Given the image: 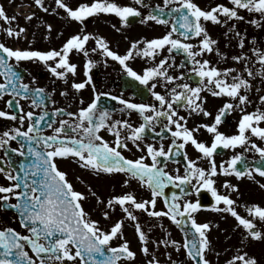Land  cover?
Returning a JSON list of instances; mask_svg holds the SVG:
<instances>
[{"label": "snow or ice", "instance_id": "6c2138e0", "mask_svg": "<svg viewBox=\"0 0 264 264\" xmlns=\"http://www.w3.org/2000/svg\"><path fill=\"white\" fill-rule=\"evenodd\" d=\"M134 3L151 7L144 0H134ZM34 4L51 15L59 16L62 10L67 19L82 27L59 49H20L0 42V100L9 97L6 101L8 110H0V118L17 122L13 127L0 131V150H3L0 175L8 181L0 184V209L15 212L20 227L25 230L0 227V264H134L137 252L132 250L124 236L125 220L134 224L139 251L148 258L146 264H162L150 244H155L157 249L164 247L165 264H177L171 252L167 251L169 248L177 253L183 250L192 264H211L208 255L215 250L209 233L213 225L198 222L197 215L201 210L230 215L236 227L242 230L243 239L249 243L264 241V206L245 204L246 215H241L236 201L229 194L238 191V187L225 180V192L221 193L215 179L219 175H234L237 179L247 175L252 178L253 171L264 177V167L241 168L243 156L239 153L219 165L215 160L219 149L243 146L245 151L258 153L264 161V146L252 139L255 137L264 142V107H257L252 112L245 110L251 103L248 93L254 88L253 81L259 78L264 83V47L260 46L257 37L249 39L246 31L242 33L237 28V22H244L256 29H264V0H227V3L207 8H202L195 0H163L162 6L157 4L147 15L138 7L120 5L116 0H90L75 7L70 6L67 0H54V7L47 5L46 0H34ZM100 14H114L122 25H126L129 18L142 17V23L170 26L162 36L133 41L127 51L120 54L103 36L85 31V21ZM34 17L33 12L25 16V20L31 21ZM166 17H171V23ZM16 19L0 6V21L7 25L0 27V31L9 38L19 39L27 31L23 26H13ZM42 23L48 33L45 39H48L53 25L46 21ZM207 23L227 28L225 37L229 44L234 40L239 49L230 59L240 65L239 69L220 68L205 58L212 53L222 60L229 58L220 51L219 42L210 35ZM90 41L95 42L92 48L87 47ZM74 53L84 57L83 73L86 77L81 82L73 80L71 88L76 92L92 84L90 70L96 62L90 54L100 55L105 63L108 59L117 62L128 77L148 89L155 103H133L112 97L123 105L121 111L138 113L142 123L134 126L128 119L113 120L111 112L100 108L98 103L101 96L108 94L97 93L94 85L93 98L86 106L81 99L82 106L78 111L55 108L49 116L45 102L55 103L51 100V93L43 87H33L34 79L31 84L24 82L16 69L21 62L40 63L53 77L67 83L70 76L78 74V65L72 62ZM176 54L183 55L187 65H191L187 73H171L170 70L176 67L182 69L186 66L184 62L176 65ZM135 58L151 63L142 72H137L129 63ZM192 75L198 78L197 86L184 82ZM158 84L166 89L165 94L155 90ZM255 90L259 92L260 88ZM204 92L229 99L218 109L211 123L189 128L187 121L192 115H212L204 107L207 101V97L202 95ZM60 95L66 96L67 92L62 91ZM21 101H28L30 108L40 109L39 114L25 111ZM259 102L264 106V95L259 96ZM181 108L186 110L187 116L180 114ZM237 108L242 115L236 133L228 135L221 132L219 125ZM58 115L68 119L57 121ZM157 125H160L159 131H156ZM44 128L52 129L51 134H44ZM201 128L211 135L210 145L197 139L195 133ZM101 130L113 137L111 143L100 134ZM149 132L154 138L167 134L170 143L167 147L163 143L159 146L145 143L142 146L141 141ZM13 141L18 147H11L10 142ZM129 142L143 154L135 159L126 157L123 151L129 150ZM189 145L199 153L196 159L189 157L186 150ZM13 155L27 157V162L22 160L15 167ZM181 156L184 163L182 174L179 168L174 174L166 170L169 162L179 163L176 158ZM58 159L71 160L96 176L122 174L126 177L124 186L136 180L150 192V197L137 199L135 193L129 191L105 199L90 186L87 194L78 191L67 173L59 168ZM198 160H206L208 167H201ZM169 186L177 191L168 194L165 190ZM259 187L264 189V184H259ZM202 190L210 194L211 204L201 203L199 194ZM193 193L197 195L196 200L188 198ZM90 196L95 197L104 220L111 221L117 208L122 212V218L112 221L109 229L101 227L100 220L93 219L84 207ZM161 200L164 207L158 209L157 204ZM137 213L156 221L167 218L184 233L183 242L168 238L167 232L163 239L150 240ZM113 241L118 243L114 245ZM216 255L218 257L219 253ZM225 264L259 262L241 247L225 260Z\"/></svg>", "mask_w": 264, "mask_h": 264}, {"label": "rangeland", "instance_id": "374dc122", "mask_svg": "<svg viewBox=\"0 0 264 264\" xmlns=\"http://www.w3.org/2000/svg\"><path fill=\"white\" fill-rule=\"evenodd\" d=\"M4 4L5 8H11L18 5L14 4H23L25 3L26 6H29V12L35 13V17L31 21H26L25 18H20L17 15H15L12 11H8L9 16L15 15L17 17L16 22L14 25H19L23 27H27L28 25H37L40 27L43 26L44 21L47 23H51L53 27L58 24L60 25V22L64 24L70 23V21L67 19L65 15L63 14L61 10V15H51L44 13L39 8V11L36 9V6L34 4V0H0V3ZM67 2L70 4V6H77L80 3L83 2H90V0H67ZM116 2L120 5H128L133 7H138L142 13H146V11L152 7H155L157 4H160L162 6L163 0H144L145 4L150 5L151 7L145 8L138 6L134 3V0H116ZM197 4H199L202 8H207L210 5H215L217 3H227V0H195ZM6 3H9L6 5ZM46 4L54 7V0H46ZM23 13V11H20ZM37 15V16H36ZM109 14H100L99 16L90 17V28L88 33H92L94 35L103 36L106 40L107 39H113V40H120L122 42L126 41L127 43H132L133 41H138L142 39H152L156 38V36H162L168 29L166 26L160 27L159 25L154 24L153 22H147V23H140L136 24L137 26L133 28H126L125 26H121L119 31H117L115 28L111 30L109 27L110 25V18L106 17ZM246 15V14H245ZM87 21V20H86ZM85 21L84 25H87L88 22ZM13 25V26H14ZM72 35L80 32L79 23L72 22ZM75 25L77 27H75ZM206 27L212 36V38L216 39L219 42V49L222 53H226L229 57L227 60H222L220 57H218L215 53L208 54L205 58L209 59L212 62V64L220 67H235L237 69L240 68V65L235 64L230 57L232 55H235L239 52V49L235 46V41L233 40L231 44H229V40L225 37L224 33L227 31L226 27L219 26V25H213L211 23H207ZM237 28L239 31L247 32L248 38L251 39L252 36L257 37L260 46L264 47V29H256L250 24L244 23V22H237ZM46 28L43 27V30ZM56 29V28H55ZM53 33V32H52ZM48 34V33H47ZM26 33L19 39V41L25 40L24 36ZM39 35V34H38ZM40 38H43L42 34L39 35ZM34 35L33 32H29L27 34V40L25 41V45L30 40H33ZM121 42V43H122ZM247 50V49H245ZM212 58V59H211ZM173 75H176L173 71H171ZM188 83V82H187ZM254 88L251 92L248 93L249 99L251 101L250 104L246 106L247 111L251 110L253 107L254 110L257 107H264L260 105L259 102V96L264 95V83L260 81L259 78H257L255 81H253ZM191 85V84H190ZM193 86V85H192ZM260 88L259 92H256V88ZM203 96L207 97V101L204 105L206 110L212 113L209 117H204L203 115H192L188 118L187 126L189 128H193L198 124L201 123H211L217 114L218 109L223 105V103L228 100L227 97H213L209 93L204 92L202 94ZM239 111V110H238ZM181 112V111H179ZM186 113V110H183ZM219 130L221 132H224L225 134H228L226 126L224 124L219 125ZM198 140L206 142L210 145L211 143V135L207 133L203 128L199 130V132L195 133ZM229 135V134H228ZM187 153L190 158L196 159L199 153L194 150L190 145L186 148ZM225 153L222 156H215L216 163L219 165L221 161H227L231 158L233 154L234 149H224ZM198 164L201 167H208V163L206 160H198ZM167 169L175 173V170L177 168H174L173 166H168ZM67 173V177L70 180V182L74 185L75 189L84 193H88L89 186L101 197L107 199L112 195L121 194L124 192H134L137 196V199H145L149 198L146 195L144 188L140 186L139 182L136 180H132L130 182L129 186L123 185V180L118 176H96L93 173H91L89 170L82 169L78 165L70 164L65 166V170ZM181 174L183 173V170L180 169ZM79 177V179H77ZM216 187L221 192L224 193L225 189L223 187L224 181L227 180L231 184L236 185L238 187V191L230 192L231 198L236 201L237 204V211L240 212L241 215H246V212L244 210L243 205L245 204H252L259 201V192L256 188H253L250 185V193L254 196L253 202L250 203L252 200L251 198H247V194H245L243 191V188L241 187V180L237 179L234 175L230 176H223L219 175L216 178ZM140 189L142 191H140ZM254 194V195H253ZM256 194V195H255ZM189 199H193V194L188 197ZM255 200V201H254ZM157 206H159L157 204ZM264 206V205H263ZM84 207L86 210L90 213L91 217L93 219L100 220L101 227L105 229H109L111 226L112 221L122 218L123 214L117 208L115 213L112 214V220H104L102 215L100 214L99 209L96 206L95 197H89L88 200L84 202ZM158 209H161L158 207ZM140 223L143 226V229L145 232L149 234L150 240H157V239H163L165 238V232H167L168 238L174 239L179 242H183V239L180 235V233L171 225H169L166 221L164 223L158 222L154 220L153 218L148 217L145 214L137 213ZM150 218V219H149ZM198 222L204 223V222H210L213 227L210 230L209 238L212 241L214 252L209 253L208 259L211 261V264H225V260L230 258L231 255L235 254L236 249L243 247V250L247 251L250 255H254L259 264H264V241H253L249 243V241L243 239L242 230L238 229L236 227V222L234 218H232L230 215L227 214H218L209 210L201 211L197 215ZM166 222V223H165ZM162 225V227H161ZM218 225V227H217ZM149 228H151V231L149 232ZM128 231L130 232L129 236ZM124 236L125 238L130 242V246L133 251L137 252V258L134 262V264H146V258L142 253H140L139 248L140 244L138 241L137 236L134 232V224L131 221L125 220L124 225ZM243 241V243H242ZM118 243V241H113V244L115 245ZM150 248L155 250V254L159 257L162 264H165L167 261V256L165 255V249L163 246L160 248H156L155 244H150ZM168 252H171L172 258L177 261V264H192L191 261L187 259V257L184 255L183 250L180 253H177L175 250L169 248L167 250ZM219 253V256L217 257L216 253Z\"/></svg>", "mask_w": 264, "mask_h": 264}, {"label": "flooded vegetation", "instance_id": "af4514ba", "mask_svg": "<svg viewBox=\"0 0 264 264\" xmlns=\"http://www.w3.org/2000/svg\"><path fill=\"white\" fill-rule=\"evenodd\" d=\"M8 4L9 3H6V5ZM14 5H18V6L11 7L8 9L4 7V4L2 3V1L0 3V6H3L7 14H8V11H12L15 15H18L16 14V10L14 8H19L17 11L20 15L27 16L28 14H30V12H28L27 14H22L20 12L21 9L23 8L22 6H24L25 3L21 5L20 4H14ZM152 8L148 9L146 13H143V14L147 15V13L150 10H152ZM37 10L39 11V9ZM106 17L110 18L111 26L109 28L111 30H113L114 28L113 25H115V29L120 28L122 26L120 19L116 17L114 14H109ZM166 18H168L171 23V17H166ZM141 19L142 17H140L139 21H141ZM90 20L91 19L88 18L86 21L88 22L87 25H83V27L85 28V31L87 32L89 31V28H90L89 26L91 23ZM69 21L70 23H66L64 25L62 22H60V25L56 24L53 27V31H52L53 33H51L48 39H45V36L48 34H47L46 29L43 30L44 26L40 25L39 27L37 25L27 24V27L25 26V28L27 29L26 35L24 36L25 40L23 39L22 41H19L15 38H9L6 36L4 32L0 31V42H4L9 47L20 48V49H27V48H34V49H39V50H48L51 48L59 49L62 43L69 36L72 35V27H73L72 22L73 21L71 20ZM153 23L156 24L155 22ZM78 26H79V29L81 30L82 26L81 25H78ZM123 26H125L126 28H133L137 25H128L127 23L126 25H123ZM159 26L162 28L165 25H159ZM169 26H166L167 29ZM0 27H7V25H4L3 21H0ZM75 27L77 26L75 25ZM29 32H33L34 38L33 40H30L27 43V45H25V41L27 40V34ZM38 34L39 35L42 34L43 38H40ZM156 37H159V36H156ZM107 41L109 42L110 47L120 54H124L131 45V43H127L126 41L122 42L120 40H113V39H107ZM94 46H95L94 41H90L89 44L87 45V47L89 48H92ZM164 54L167 55V52H165ZM90 56H91V59L96 62L95 66L90 70L92 84H89L84 89L80 90V92H76L74 89L71 88V83L73 82V80H75L76 82H81L86 79L83 73L84 57L80 54L74 53L72 55V62L78 65V74L75 77L70 76L67 83L53 77L49 73L47 68L43 64H40V63L21 62L16 70L23 76L24 82L31 84L34 79L35 83L32 84L33 87H43L45 88L46 92L51 93V100L54 101L55 103H50L47 101L45 102L46 110L49 112V116H51V113L53 109L55 108H62L65 111H72V112L78 111V109L82 106L80 103L81 99L84 101L83 106H86L93 98V85H94L95 91L97 93H107L108 94L107 96L100 97V100L98 102L100 108L108 109L111 112V117L113 120L128 119L134 126H138L140 123L143 122L141 118L139 117L138 113L136 112L129 113L126 111H121V109L123 108V105L119 104L118 100H113L112 97L113 96L121 97L133 103H146V104L155 103L154 98L151 96V93L148 91V89L144 85H141L138 81H135L133 78L128 77L122 71L120 65L117 62H114L111 59H108L107 63H105L104 58L98 54H90ZM182 62L185 63L186 65L185 67H183L182 69L179 67H176L170 71H173L176 75H179L180 71H184L185 73H187L191 65H187L183 55H176V60H175L176 65H180ZM129 63L137 72H142L143 68L148 66L151 62L146 61L145 59L135 58L129 61ZM196 80H198V78L192 75L190 79H187L184 82H188L189 84L193 86H197L198 83L196 85L193 84V82H196ZM155 90L161 92V94L166 93V89L160 86L159 84L157 85V88ZM62 91H66L67 95L66 96L60 95ZM8 99L9 97L5 96L4 99L0 100V110H6V111L8 110L6 108V101ZM21 103L25 111L32 110L36 112L37 114H39L40 109L30 108L28 101H21ZM183 110L184 109L182 108L179 109V111H181L180 114L186 116ZM252 111H254L253 107L248 112H252ZM241 115L242 113L240 109L237 108L225 117L224 119L225 123H222V124L226 126V129L229 135L236 133L237 124L239 122ZM59 119H68V117L58 115L56 117V120L58 121ZM16 123L17 122H13L11 120L0 118V131L5 130L6 128H11ZM54 126H58V124ZM25 127H26V124H25ZM159 130H160V125H157L156 131H159ZM51 132H52V129H48V128L43 129L44 134H51ZM100 134L105 138V140L109 141L110 143L113 141V137L107 131L101 130ZM252 139L255 140V142L258 143L260 146H264V142L257 140L255 137H253ZM10 143H11V147L13 148L18 147V144L16 142L13 141ZM145 143H152L156 146H159L161 143H163L165 147H167V145L170 143V137L167 134H165L162 138L161 137L154 138L153 133L149 132L146 134L145 139L141 141V145L143 146V144ZM128 148L129 150H124L123 154L130 159H135L143 154L142 152L138 151L136 147H134L131 144V142H129ZM233 151H236V152H233V154L239 153L243 156V161L245 164L248 162H254L257 160H261L258 153L252 150L245 151L243 146L237 147ZM0 157H3V150H0ZM13 159L15 161L14 166L18 167L22 160L27 162L28 158L18 157V156L13 155ZM57 163H58L59 168L63 171L65 170L66 164L67 165L75 164L71 160H59V159L57 160ZM168 166H173L174 168H179L182 170L184 168L179 163L169 162ZM249 168L253 169L251 166H249ZM114 176L116 177L119 176L122 180L126 179V177L123 176L122 174H116ZM240 180L242 182L241 187L243 188L244 190L243 192L245 194H247L248 192L250 193V185L253 188H256L258 190L259 195H257V197H259V201L258 203L257 202L255 203L263 206L264 205V189H261L259 187V184H264V177H261L258 173H255L253 171L252 178H249L246 175L244 177H241ZM7 183L8 181H6L3 178V176L0 175V184H7ZM188 188H189V191H191L190 187ZM143 190H145L146 195L150 197V192L146 188H144ZM140 191L142 190L140 189ZM202 191L206 192L207 196L205 197V199L207 200V202H209V204H211L212 199H211L210 194L206 190H202ZM249 197L252 200L250 203H252L254 196H252V194H247V198ZM196 199H197V195L193 193V199L191 200H196ZM158 205L159 206H157V208L160 207L162 209L164 207L162 200L158 201ZM201 211H204V210H201ZM163 220L166 221L168 224L173 225L171 221H169L167 218H163L162 220L158 222L164 223ZM7 226L13 227L21 232L25 231L24 229L20 227L19 222H18V217L13 211L0 209V227H7Z\"/></svg>", "mask_w": 264, "mask_h": 264}, {"label": "water", "instance_id": "95a60500", "mask_svg": "<svg viewBox=\"0 0 264 264\" xmlns=\"http://www.w3.org/2000/svg\"><path fill=\"white\" fill-rule=\"evenodd\" d=\"M138 20H139V17H136V18H130L129 19V24H135V23H137L138 22ZM223 153V150H222V148L221 149H219L218 150V153L217 154H222ZM178 161H180L183 165H184V163H183V157L181 156V157H177L176 158ZM241 168H243L244 167V163H243V161L241 162V164L239 165ZM252 166H253V168H256V167H264V161H259V162H257V163H253L252 164ZM186 187V186H185ZM168 194H170L171 192H173V191H177V189H174V188H172L171 186H169V188H167L166 190H165ZM205 197L206 196H204L203 194H202V196H201V203H203V204H205V205H207L208 204V202H207V200L205 199ZM175 227L180 231V233L182 234V236H183V239H184V233L180 230V228H178L176 225H175Z\"/></svg>", "mask_w": 264, "mask_h": 264}, {"label": "bare ground", "instance_id": "6f19581e", "mask_svg": "<svg viewBox=\"0 0 264 264\" xmlns=\"http://www.w3.org/2000/svg\"><path fill=\"white\" fill-rule=\"evenodd\" d=\"M128 234H129L130 237H132V236L130 235V232H129V231H128Z\"/></svg>", "mask_w": 264, "mask_h": 264}]
</instances>
